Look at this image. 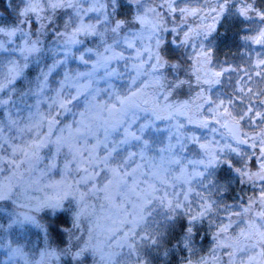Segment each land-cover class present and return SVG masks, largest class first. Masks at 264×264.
I'll use <instances>...</instances> for the list:
<instances>
[{
	"label": "clouds",
	"instance_id": "9594fccd",
	"mask_svg": "<svg viewBox=\"0 0 264 264\" xmlns=\"http://www.w3.org/2000/svg\"><path fill=\"white\" fill-rule=\"evenodd\" d=\"M0 264H264V0H0Z\"/></svg>",
	"mask_w": 264,
	"mask_h": 264
}]
</instances>
